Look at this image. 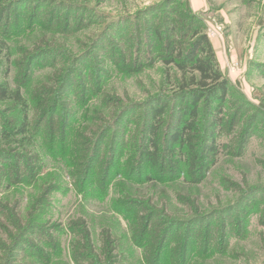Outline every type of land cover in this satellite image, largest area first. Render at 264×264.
<instances>
[{"label":"rangeland","instance_id":"374dc122","mask_svg":"<svg viewBox=\"0 0 264 264\" xmlns=\"http://www.w3.org/2000/svg\"><path fill=\"white\" fill-rule=\"evenodd\" d=\"M208 1L229 91L194 182L168 155L184 0H0V90L27 111L0 98V264H264V0Z\"/></svg>","mask_w":264,"mask_h":264},{"label":"trees","instance_id":"16d2710c","mask_svg":"<svg viewBox=\"0 0 264 264\" xmlns=\"http://www.w3.org/2000/svg\"><path fill=\"white\" fill-rule=\"evenodd\" d=\"M173 1L166 0V3L170 4ZM184 12L189 19L193 20L188 26L193 41L186 52L180 49V46L175 47L173 57L165 63L167 65L174 64L183 73H186L187 70L195 73L189 80L185 79L184 83L186 86H195L196 89L184 90L183 93H178L179 105L177 111L181 113V116L177 128L170 136L168 147L171 151L168 152V155L171 165L181 169L185 168L186 173L190 176V181L195 182L201 179L199 176L204 174L203 170L210 167L206 155L217 156L218 150L214 144V139L215 135L221 132L224 123V108L229 91V81L219 69L206 29L204 32V26L201 28L196 27L198 24L195 20L199 14L191 10L188 0H184ZM193 22L196 23V26H193ZM13 95L15 96L13 98L14 102L20 104L23 109L21 128L26 129L27 111L25 102L17 92L7 93L6 89L0 90L1 99H9ZM161 103L164 104V100H158L155 106L150 107L157 124L160 122L159 115L163 110V107L159 106ZM200 103L209 113V123L206 125L208 128L202 126L203 113L198 106ZM157 124L154 125V129L149 134L146 142L153 153L158 151L157 128H155ZM205 137L211 139V142L204 146ZM203 146L204 149H201ZM214 162L215 160L210 165ZM192 176H195V178H192Z\"/></svg>","mask_w":264,"mask_h":264},{"label":"crops","instance_id":"0c3cea01","mask_svg":"<svg viewBox=\"0 0 264 264\" xmlns=\"http://www.w3.org/2000/svg\"><path fill=\"white\" fill-rule=\"evenodd\" d=\"M188 4H189V7L191 8V10L197 14H205L209 10V1L208 0H188ZM208 25H211V24L209 23ZM211 45H213L212 42H211ZM215 56H216V54H215ZM217 61L219 63V60H217ZM219 69L222 72L221 66H219Z\"/></svg>","mask_w":264,"mask_h":264},{"label":"built area","instance_id":"2783aa9c","mask_svg":"<svg viewBox=\"0 0 264 264\" xmlns=\"http://www.w3.org/2000/svg\"><path fill=\"white\" fill-rule=\"evenodd\" d=\"M206 34L209 40L213 38H220L222 37V28L221 26L209 25L206 30Z\"/></svg>","mask_w":264,"mask_h":264}]
</instances>
